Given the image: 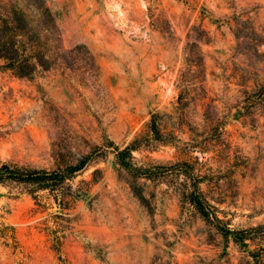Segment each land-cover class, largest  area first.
Here are the masks:
<instances>
[{"label":"rangeland","instance_id":"rangeland-1","mask_svg":"<svg viewBox=\"0 0 264 264\" xmlns=\"http://www.w3.org/2000/svg\"><path fill=\"white\" fill-rule=\"evenodd\" d=\"M45 2L60 35L52 67L19 78L0 59V164L55 170L93 156L59 193L0 184V264H264V0ZM39 6L0 0V15L19 7L43 29ZM194 33L207 98L181 105ZM136 139L137 171L95 151ZM197 181L243 243L191 203Z\"/></svg>","mask_w":264,"mask_h":264},{"label":"trees","instance_id":"trees-1","mask_svg":"<svg viewBox=\"0 0 264 264\" xmlns=\"http://www.w3.org/2000/svg\"><path fill=\"white\" fill-rule=\"evenodd\" d=\"M39 2L42 16L43 29H35L28 22L26 13L19 7L11 8L9 15H0V59L4 61L2 67L19 78L32 79L39 70H48L52 67V51L60 49L56 38L58 27L51 9L46 5L45 0ZM203 31L195 27L194 32L199 34ZM190 34L185 48L186 56L184 67L178 79L180 88L179 103L181 105L191 100H204L207 98L206 72L207 66L202 49V41L198 36ZM57 39V42H56ZM81 48L70 50L71 53L79 52ZM159 114H154L150 122V128L155 139L161 142L166 141L161 132L158 121ZM140 140L136 139L125 148H120L114 142L110 145L99 146L95 151L104 153L108 148H113L117 162L130 170L137 171L134 165L133 152L140 146ZM93 154H86L77 162L68 164L64 168L55 170L26 168L17 163L6 162L0 164V184L6 182H19L34 186L35 190H49L53 193L70 185L76 175L83 171L92 159ZM176 167L191 168L188 163L176 165ZM190 172V171H189ZM33 195L35 191L33 190ZM189 199L201 215L207 220L216 223V226L224 235H232L235 241L243 243L247 236L246 230H231L220 225L221 219L216 215L212 205L204 195L199 181L195 182L189 193Z\"/></svg>","mask_w":264,"mask_h":264}]
</instances>
